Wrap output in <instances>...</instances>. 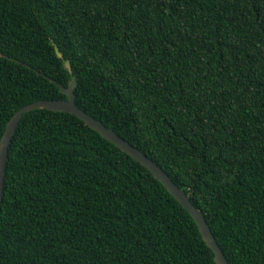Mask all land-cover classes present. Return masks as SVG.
Listing matches in <instances>:
<instances>
[{
	"label": "trees",
	"instance_id": "trees-1",
	"mask_svg": "<svg viewBox=\"0 0 264 264\" xmlns=\"http://www.w3.org/2000/svg\"><path fill=\"white\" fill-rule=\"evenodd\" d=\"M72 77L77 106L183 188L229 264H264V0H0V137ZM0 264L216 262L145 166L41 107L8 145Z\"/></svg>",
	"mask_w": 264,
	"mask_h": 264
},
{
	"label": "water",
	"instance_id": "water-1",
	"mask_svg": "<svg viewBox=\"0 0 264 264\" xmlns=\"http://www.w3.org/2000/svg\"><path fill=\"white\" fill-rule=\"evenodd\" d=\"M57 56L62 57V53L55 48ZM65 67L70 70L69 60L64 61ZM75 79L72 77L67 86H61V91L66 95V98L59 99H38L25 104L15 111L7 121L4 131L0 137V200L3 190V181L5 174L6 158L8 145L11 141L12 134L17 125L18 120L23 113L34 108H46L49 110H58L76 115L79 119L84 121L89 127L95 129L101 136L106 138L118 146L121 150L129 154L132 158L145 166L154 177H156L166 189L185 207L190 215L193 217L197 227L206 242L213 252V257L216 264H229L219 244L217 243L211 228L201 210L197 208L189 199L183 188L175 184L170 176L157 164L154 160L149 158L141 149L131 144L128 140L120 136L111 127L106 126L102 121L88 114L83 109L77 106L74 96Z\"/></svg>",
	"mask_w": 264,
	"mask_h": 264
}]
</instances>
